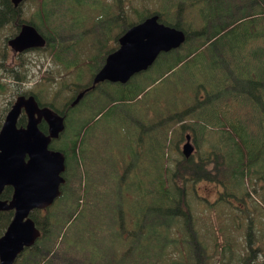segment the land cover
Wrapping results in <instances>:
<instances>
[{
	"label": "rangeland",
	"instance_id": "1",
	"mask_svg": "<svg viewBox=\"0 0 264 264\" xmlns=\"http://www.w3.org/2000/svg\"><path fill=\"white\" fill-rule=\"evenodd\" d=\"M74 1H46L52 12L50 19H42L40 25L41 19L37 15L40 0H21L17 3L18 18L0 22V81L4 83L0 88V128L10 106L21 93H35L41 101L53 103L61 110L69 107L77 91L93 83L108 52L119 46L118 36L129 22L139 21L142 14L145 17L155 11H164L167 19H179L181 27L188 29L192 38L177 51L160 56L152 67L134 75L127 83L102 81L79 104L69 107L67 128L52 145L67 148L63 191L65 189L70 199L61 210L64 201L35 212L42 222L48 220V214L57 217L53 235L42 237V242L52 248L45 254L50 256L48 261L53 264H65L61 252L66 248L70 249L69 255L89 260L95 244H102L104 252L116 251L121 255L128 247L124 241L134 240L140 230L133 208L136 200L154 202L160 195L158 179L166 186L170 185L169 164L178 152L184 155L182 149L187 130L192 132L196 144L195 154L188 163L190 167L194 166L195 160V164H201L199 159H206L207 150L218 139L214 123H208L207 129L201 130L202 119L195 113H187V108L191 110L198 95L207 101L206 93L213 88L212 81L216 83V78L211 80L210 74L218 75L219 70L211 67L202 73L186 64L170 70L171 65L176 64L174 59L180 56L187 59V53L199 40L193 32L197 28L194 25L202 19L197 5L190 6L187 0H134L137 8L127 14L125 7L131 0ZM103 14L96 19L91 16ZM24 20L37 24L48 42L45 46L16 53L9 38L18 32L19 24ZM257 45L251 43L247 52L260 51ZM200 56L198 54L196 58ZM263 67L264 63L257 60L250 62V68L264 77ZM123 93H129L130 98L118 101V96ZM175 97L179 102H174ZM113 104L116 110L109 109ZM101 109L104 110L99 112ZM83 121H90L89 127L81 128ZM249 121L254 125L252 116ZM71 138H81L83 151L74 153L70 145L65 144ZM133 148L135 154L131 155L129 150ZM206 163L198 168L208 176H200L198 181L187 184L183 199L184 203L191 204L193 226L197 229L195 234L200 237L204 253L203 264H239L238 261L249 252L261 253L256 261H264L261 258L264 256V198H258L264 194V179L255 177L256 173L251 174L248 193L245 183L239 186L234 177L224 178L237 206L231 209L229 199L217 201L214 184L207 178L219 179L214 170L215 163L212 160ZM119 204L124 209L117 220ZM65 219L68 221L61 227ZM99 221L102 223L97 224ZM186 224L187 220L179 228L172 224L171 229H180L187 235ZM116 229L123 233L122 236L116 234ZM202 232L208 246L202 239ZM63 236L67 237L65 242ZM85 251L86 256L82 253ZM184 251L189 253L181 242L162 244L160 251L157 240L152 237L142 256V264H178L175 259ZM105 255L103 253L99 260L104 261ZM181 259L187 264V257ZM15 264H19L18 259ZM73 264H88V261Z\"/></svg>",
	"mask_w": 264,
	"mask_h": 264
},
{
	"label": "trees",
	"instance_id": "2",
	"mask_svg": "<svg viewBox=\"0 0 264 264\" xmlns=\"http://www.w3.org/2000/svg\"><path fill=\"white\" fill-rule=\"evenodd\" d=\"M46 1L53 0H40L37 13L41 19L38 22L40 25L43 24L42 19L44 21L50 19V13L52 12V9L48 8L49 5ZM62 1L64 0H55L57 3ZM188 3L190 6L197 5L200 9L199 14L202 19L198 25H194L197 28L193 29L194 36L199 38V40L196 46L187 53V55L193 54L187 59L183 56L174 59L176 64L171 65L170 70L179 64L180 66L186 64V67L188 66L189 68L193 66L194 69L202 73L208 72L211 67L219 70L218 75L209 73L211 80L212 77L216 78V83L212 81L214 86L206 93L207 101H203L198 95L192 103L191 110L187 108V113H195L202 119L203 122L200 123L201 130L207 129L208 123H214L217 128L218 139L213 141L211 147L207 150L206 159H199L201 164H195V160L194 166L190 167L188 163L192 160V156L187 158V156L178 152L169 164L171 175L168 179L171 180V188L170 185L166 186L164 181L158 179L160 195L154 202L147 203L142 200H136V205L133 208L136 210L135 222L138 223L137 227L140 230L135 235L137 239L124 241V244H127L128 247L121 251V255L116 251L104 252L102 244H95L91 249L89 260L79 259L69 255L70 249L66 248L65 251L61 252L62 260L65 264L85 261H88V264H142V256L148 249L149 239L152 237L157 240L160 251L161 245L166 243L175 244L176 242H181L187 247L189 253L185 251L180 253V255L177 253L178 257L175 262L178 264L185 263L181 259L182 257H187V264L191 263L190 260L195 264H203L202 257L204 253L202 252L200 237L195 234L197 229L193 226L191 204L188 201L187 203L183 202L184 194H187V184L192 181H198L200 176H208L198 166L204 167V164L210 160L215 163L214 170H217V178L219 179L207 178L212 179L218 190V202L229 199L228 202L231 203L229 204L231 209L237 206L229 195L231 190L227 189L229 184L223 180L224 178L234 177L239 182V186L245 183L248 193L250 190L248 177L251 174L256 173L255 177L264 179V77L259 71L250 68L252 60L264 63V0H187ZM176 4L178 5L179 2H176ZM125 8L128 14L129 11L137 8V4L134 0H131V3L126 5ZM159 13L161 19L165 22L175 23L174 25L181 27V22L176 17L175 19H167L169 17L164 11L160 10ZM144 15H140L139 19H142ZM18 16L19 10L13 0H0V22L16 19ZM91 16L96 19V17H103L104 14ZM132 23L129 22L127 27L132 25ZM49 24L50 22L48 21ZM50 31H53V29H50ZM191 38L192 34L187 29V43ZM85 41L83 40V42ZM251 43L258 44L260 51L248 53L247 48ZM78 46L81 47L80 45ZM73 48L77 49L78 47L73 46ZM177 50L178 48L169 52L172 53ZM164 54L166 55L167 52L162 53L160 56ZM198 54H201V56L196 58ZM166 63H170V61ZM193 63L198 64L199 67H195ZM198 84L201 85L199 82ZM3 86L4 83L0 81V88ZM193 87L189 91L190 97L187 99V103L191 99ZM128 95L129 93H123L118 96V101L127 100L130 98ZM259 95H262V98ZM239 96H242V98ZM253 96H256V99ZM40 102L41 104L45 103L43 101ZM174 102H179V99L175 97ZM49 104L54 105L53 103ZM110 106L111 108L109 109H117L115 104ZM103 110L101 109L99 112ZM250 116L255 120L254 125L249 121ZM26 120L27 117L23 113L19 122L24 123ZM88 122L90 121H83L81 128L89 127ZM41 126L45 130L47 129L46 122H43ZM201 135L204 136V133H201ZM130 142L133 143L132 140ZM65 144L70 145L74 153H77V150L83 151L81 138H71ZM61 149L67 151L66 147ZM129 153L131 155L135 154L134 148L129 150ZM77 155L79 156L80 153ZM206 165L208 163L205 164V167ZM62 188H64V185ZM253 190L256 189L254 188ZM12 192L13 187L10 185L6 186L2 192V197H11ZM119 198L123 201L126 200L124 196H119ZM258 198L262 200L264 194L258 195ZM69 199V195L64 189L54 205L59 201H64V206L62 205L59 209L61 210L68 205ZM123 209L124 207L119 204L117 220L121 218ZM39 210H34L32 215L41 229V235L32 246L27 247L19 255V264L21 262H23L22 264H53V262L48 261L50 256L45 254V251H51L52 248L42 242V237L44 234L45 238L53 235L57 217L48 214V220L42 222L35 215V212ZM12 216L13 210H0V235L8 226ZM152 217H155L156 221ZM247 217L251 220L250 216ZM185 220H187L185 226L187 235L182 234L179 231L180 229H171L172 224L179 228V226L184 224ZM67 221L68 219L63 220L61 227ZM100 222L102 223V221H99L97 224ZM116 234L122 236L123 233L116 229ZM63 239L65 242L67 237L63 236ZM202 239L208 246L204 233ZM187 242L190 243L189 246H187ZM82 253L86 256V251ZM103 253H106L105 260L101 261L99 258ZM241 255H244V253H241ZM258 255L261 256L262 254L249 252L245 257H242L240 262H242L241 264H258V262H251L259 259ZM261 258L264 259V256Z\"/></svg>",
	"mask_w": 264,
	"mask_h": 264
},
{
	"label": "water",
	"instance_id": "3",
	"mask_svg": "<svg viewBox=\"0 0 264 264\" xmlns=\"http://www.w3.org/2000/svg\"><path fill=\"white\" fill-rule=\"evenodd\" d=\"M13 1L17 5L21 0ZM186 39L185 29L162 21L158 12L133 23L120 35L119 46L107 54L93 83L79 91L71 105L100 81L127 82L136 72L153 65L163 51L179 47ZM47 42L46 35L29 21L9 38L15 51L45 46ZM23 111L27 123L18 125ZM43 120L48 122L47 131L40 126ZM65 127L66 115L48 104L41 105L35 93L19 94L6 114L0 128V210L13 209L14 215L0 235V264H15L19 254L37 241L41 229L32 210L50 206L62 193L66 153L50 143ZM193 148L191 134L187 133L182 151L187 156ZM7 185L13 186V193L3 198Z\"/></svg>",
	"mask_w": 264,
	"mask_h": 264
},
{
	"label": "flooded vegetation",
	"instance_id": "4",
	"mask_svg": "<svg viewBox=\"0 0 264 264\" xmlns=\"http://www.w3.org/2000/svg\"><path fill=\"white\" fill-rule=\"evenodd\" d=\"M23 22H25V20L22 21V22L19 24L18 32L20 31V27H21V24H22ZM18 32H17V33H18ZM26 49H29V48H26ZM15 52H16V51H15ZM18 52H20V51H18ZM16 53H17V52H16ZM119 83H124V84H125V83H127V82H119ZM84 88H85V87L80 88V89L77 91L76 94H78V92L81 91V90L84 89ZM87 93H88V91L85 92V94L83 95L82 99L85 97V95H86ZM76 94H75V96H77ZM82 99H81V100H82ZM81 100H80V101H81ZM80 101H79V102H80ZM79 102L76 103L75 105L79 104ZM64 114H66V113H64ZM19 124H20V123H19ZM23 124H26V122L23 123ZM46 125H47V128H48V122H47V121H46ZM251 262H253V263L258 262V264H264V261H251Z\"/></svg>",
	"mask_w": 264,
	"mask_h": 264
}]
</instances>
